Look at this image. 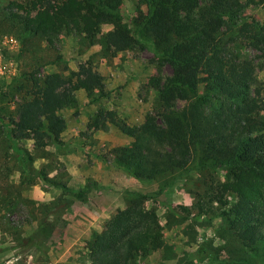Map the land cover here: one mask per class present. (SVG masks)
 <instances>
[{
  "label": "rangeland",
  "instance_id": "obj_1",
  "mask_svg": "<svg viewBox=\"0 0 264 264\" xmlns=\"http://www.w3.org/2000/svg\"><path fill=\"white\" fill-rule=\"evenodd\" d=\"M50 1L59 7L60 0ZM86 1L108 15L96 30L51 25L29 30L24 27L26 17H35L47 1L0 0V264H92L90 242L135 196L158 214L163 238L160 245L150 243L135 264H220L236 238L223 214L203 213L195 207L206 171L194 154L195 144L181 148L186 152L179 150L176 159L158 169H149L134 148L136 139L147 140L143 129L136 138L112 121L118 118L139 128L149 118L161 122L160 90L173 70L163 55V44L147 28V1ZM236 2L240 11L233 28L213 20L211 14L206 26L217 46L252 61L253 78L246 95L233 103L220 89L208 90L212 78L203 69L199 93L209 92L207 102L179 98L176 111L190 114L198 109L217 120L225 114L234 120L231 104L247 100L256 107L252 116L261 125L264 44L250 35L264 25V0ZM116 28L132 32L125 49L106 41V34ZM82 65H91L101 78L91 90L81 83L72 102L56 109L66 119L60 137L48 135L44 145L33 135L15 137L11 119L31 96L34 79L42 81L61 72L81 81L76 72ZM101 110L110 118L104 127H96ZM151 141L153 152L164 157V147ZM199 149L201 155L207 153ZM144 167L156 173L154 178L136 176L135 172L148 173ZM238 198L230 193L228 206Z\"/></svg>",
  "mask_w": 264,
  "mask_h": 264
},
{
  "label": "trees",
  "instance_id": "obj_2",
  "mask_svg": "<svg viewBox=\"0 0 264 264\" xmlns=\"http://www.w3.org/2000/svg\"><path fill=\"white\" fill-rule=\"evenodd\" d=\"M42 1H47V4L39 9L37 15L26 17V29L31 30L35 25H51L92 31L108 20L105 11L86 0H60L59 7L50 0ZM146 1L149 7L145 17L147 28L163 44V55L173 70L160 90L164 106L161 122L149 118L139 128L118 118L112 121L123 132L136 138L143 129L147 140L142 139L140 143L136 139L134 148L149 169H158L176 159L179 150L181 154L186 152L181 148L195 144L194 154L206 170L203 173L204 189L197 193L195 207L199 212L223 214L236 238L234 248L226 251V259L220 264H240V261L264 264V132H261L264 124L258 125L252 116L256 107L247 100L236 106L231 104L234 120L226 114L217 120L198 109L190 114L176 111L179 98H193L201 104L207 102L209 92L199 93L203 69L212 78L207 83L208 90L220 89L233 103L246 95L253 78L252 61L240 60L224 47L217 46L213 33L206 26V16L211 14L213 20L233 28L240 5L236 0ZM198 7H201L199 12ZM250 36L264 44V25ZM132 37L131 31L116 28L106 34V41L122 50L130 45ZM76 74L81 81L61 72L46 75L42 81L34 79L31 96L19 104L17 117L11 119L15 137L33 135L40 145L45 144L44 138L48 135L55 139L60 137L66 119L56 109L72 102L81 83L86 90H91L98 86L101 78L91 65H82ZM256 91L261 93L260 88ZM108 118L107 112L101 110L94 121L95 126L104 127ZM151 139L164 147V157L153 152ZM199 148L207 153L201 155ZM146 167L148 173L135 172L136 176L154 178L156 173L147 171ZM230 193L238 194L239 198L229 207ZM162 240L158 214L146 209L140 197L135 196L90 242L89 259L92 264H135L138 256L150 248V243L157 246Z\"/></svg>",
  "mask_w": 264,
  "mask_h": 264
}]
</instances>
